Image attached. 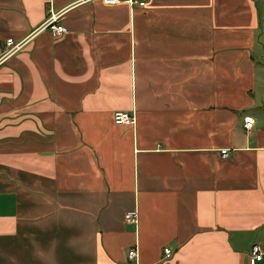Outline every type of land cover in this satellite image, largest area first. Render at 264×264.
Instances as JSON below:
<instances>
[{
    "label": "crops",
    "instance_id": "0c3cea01",
    "mask_svg": "<svg viewBox=\"0 0 264 264\" xmlns=\"http://www.w3.org/2000/svg\"><path fill=\"white\" fill-rule=\"evenodd\" d=\"M10 38L0 264H264V0H0Z\"/></svg>",
    "mask_w": 264,
    "mask_h": 264
},
{
    "label": "built area",
    "instance_id": "2783aa9c",
    "mask_svg": "<svg viewBox=\"0 0 264 264\" xmlns=\"http://www.w3.org/2000/svg\"><path fill=\"white\" fill-rule=\"evenodd\" d=\"M132 1V0H130ZM109 4H117L120 2V0H106ZM141 6L145 5V2L139 3ZM44 29H48L53 37H59L61 35H64L68 33V28L63 26L62 24H59L58 17L55 15H52L51 18H49L45 24L43 25ZM26 44V40H22L19 42H16L14 38H10L7 40V49L4 51V53L0 57V61H4L8 57L12 56L13 54L17 53L19 50L23 48V46ZM134 116L127 111H118L114 114V121L117 124H133L134 123ZM255 123V120L251 117H247L245 119L244 127L246 130H250ZM224 157L228 156V151L223 150ZM127 222L128 223H137L138 222V213L136 211H131L127 214ZM164 255L166 258H170L172 256V249L171 248H164ZM137 256V250L136 248H133L129 252V257L134 258ZM263 258V252L259 245L253 246L251 250V260L252 264L255 261H260Z\"/></svg>",
    "mask_w": 264,
    "mask_h": 264
}]
</instances>
